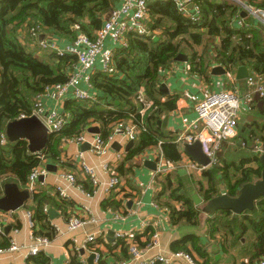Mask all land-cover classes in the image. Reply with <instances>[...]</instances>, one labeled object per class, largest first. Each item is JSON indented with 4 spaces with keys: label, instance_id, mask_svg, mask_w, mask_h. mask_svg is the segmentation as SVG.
<instances>
[{
    "label": "trees",
    "instance_id": "trees-1",
    "mask_svg": "<svg viewBox=\"0 0 264 264\" xmlns=\"http://www.w3.org/2000/svg\"><path fill=\"white\" fill-rule=\"evenodd\" d=\"M242 1L264 9V0ZM195 2L200 7L199 23H193L184 16L173 0L150 2L146 23L149 34L129 33L127 45L115 48L112 70L94 72L92 84L100 93L97 101L70 98L65 102L64 113L68 114L69 121L63 129L49 135L48 144L42 151L46 157L58 159L63 141L77 137L93 124L99 125L101 135L108 140L114 125L132 121L141 129L135 139L136 144L126 154L127 161L161 146L164 158L181 167L183 146L175 142V136L169 137L158 126L160 116L169 110L170 104L169 101L161 102L159 98L163 70L177 56L185 54L189 57L191 72L205 79L210 77L214 62L231 73L240 66H246L252 74L264 77V25L238 26L236 19L242 6L233 0ZM116 5L117 0H0V197L3 194L2 183L16 182L25 187L30 173L42 161L38 153L29 151L26 140L1 144L7 124L20 119L22 114H31L34 97L49 86L67 82L72 67L78 64L76 56L62 57L42 52L37 46L30 49L28 45L33 40L28 33V41L23 42V32L40 25L46 35L70 42L79 33L75 29L78 24L80 31L92 38ZM141 88L153 101L144 115L140 113L143 105L137 100ZM256 140L252 148H255ZM218 156L221 164L204 169L200 176L206 184L202 179L198 180L195 190L187 185L185 177L179 174V168L174 175L169 173L157 179L162 178L159 181L162 190L156 199L168 210L172 224L189 225L197 230L174 244L173 249L195 253L199 264H214L201 236L208 227L210 237H220L221 249L226 253L235 252V258L243 260L240 264H258L264 258V197L256 202L253 210L242 214L232 210L209 214L204 205L223 194L219 185H225V193L235 197L244 184L260 179L262 164L259 155L255 153L254 159L242 160L239 166L225 164L220 152ZM252 162L257 164L256 168L251 166ZM78 184L82 188L87 187L88 193H94L95 187L93 189L90 180L89 183L79 181ZM194 193L202 198V204L195 203ZM33 201L32 208L28 210L32 212L35 223L38 221L42 225L47 222L46 227H41V230H47V236L40 234L37 223L33 233L54 240L58 229L51 226L44 209L47 204L60 208L62 204L45 192L34 193ZM104 206L119 207L120 203L110 198ZM203 213L207 219L202 218ZM121 243L124 258L129 259L125 252L129 242L124 239ZM10 244L11 236L0 234V247L6 248ZM89 248L92 249V245ZM79 253L75 251L70 264H81L76 259ZM29 260L36 264H49V258L43 251Z\"/></svg>",
    "mask_w": 264,
    "mask_h": 264
},
{
    "label": "crops",
    "instance_id": "crops-1",
    "mask_svg": "<svg viewBox=\"0 0 264 264\" xmlns=\"http://www.w3.org/2000/svg\"><path fill=\"white\" fill-rule=\"evenodd\" d=\"M243 10L240 11L239 17L236 19L238 26L264 25L262 21L255 20L249 13L246 17L242 16L241 12ZM157 33L160 32L157 31ZM27 36L28 33L25 30L22 34L23 42L28 41L29 36ZM60 42L66 43L69 41L60 39ZM106 45L112 49L122 46V44H114L111 40H106ZM28 46L30 49H34L33 44ZM215 66L222 65L214 62L208 79L192 73L189 61L179 62L174 60L167 69L163 70L160 86L165 83L166 88L165 92H162L159 87V98L161 102L166 103L169 101L170 104L169 110L160 116L158 126L169 137L170 135L177 137L188 124L196 119L197 104L204 98L208 90L239 89L242 96L249 90L247 78H237L238 69L231 73L222 66L227 73L225 75H215L212 74ZM101 67L102 65L99 61L95 71H102ZM248 70L249 75H252L249 68ZM82 86L85 87V85ZM93 91H97L100 96L98 90L94 89ZM66 101L59 102L47 99L45 102L46 112L52 109L64 112ZM241 107L237 134L235 136L237 140L235 143H238L240 148L238 152L232 151L234 149L232 144L234 140H228L222 144V150L220 151L221 160L225 164H233L235 166H239L242 160L254 159L256 152L252 150L251 145L256 139L255 144H259L264 148V97L254 95L251 106L242 103ZM93 126L100 129L98 124H93ZM116 126L114 125V127ZM168 141L172 142L170 139ZM129 142L130 140L126 135L122 133L114 134L108 153L102 158L96 156L91 151V148L82 150L83 144L64 140L58 159L51 160L46 157V165L52 164L54 168H47L45 176H41L38 179L35 192H30L27 185L22 187L16 182L2 183V196L4 195V186L7 183L17 184L21 190L29 191L30 196L24 206L16 211L7 212L0 210V224L4 227V230L6 226L12 227L9 234L6 235H10L12 239L22 246L20 251L0 255V264L10 262L24 264L27 261L26 256L29 249L34 245L32 242L30 216L27 209L32 208L34 204V193L45 192L54 197L57 203L62 204V208L52 204L46 205L48 211L54 208L58 212V216L54 219L49 216L51 226L58 229L57 237L43 251L49 258V264H70L76 250L80 252L76 259L81 264H100L102 261L103 264H121L124 261H128L131 258L129 248L128 251L125 250L130 257L127 259L124 258V248L121 243L125 238L118 239L116 237L118 232L128 235L133 234L139 247L143 250L149 247L152 254L174 252V244L183 240L187 235L197 232L195 227L189 225H173L168 210L164 206L159 205L160 203L156 199L158 193L162 190L159 182L162 178L154 182L152 176L160 165L157 155L162 151V147L151 148L127 161L126 154L136 144L135 141L134 145L127 151L126 148ZM182 146L184 151V145ZM191 162L193 161L184 151L181 167H178L179 174L185 177L184 180L189 178L188 176L201 175L202 173L193 172L188 166ZM84 164L94 169L96 176L101 182V185L92 194L88 193L87 187L81 188L79 185L71 184L66 178V174L73 173L78 182L85 181L89 183L90 178ZM105 164H107V167L104 166ZM251 166L256 168L257 164L252 162ZM176 170L171 172L172 175L175 174ZM180 170H184V172L180 173ZM114 173H117L120 182L116 189L110 193L107 191L108 182ZM202 180L204 183L206 182V180ZM59 186L65 190L66 196L64 198L60 197L56 192ZM220 190L225 193L226 186L220 185ZM110 198L118 201L120 206H104L106 200ZM75 215L80 216L88 223L74 232H68L67 222ZM36 223L39 226L40 234L47 236V230L45 228H42L43 231L41 230L42 226L46 227L47 222H43L42 225L41 222L37 221ZM93 232L97 233V239L95 243L90 244L87 242V237ZM201 236L202 242L206 246L214 264H240L243 261L235 258V252L226 253V251L221 249V238L210 237L208 227H205ZM89 245H92V249L89 248ZM98 253L102 254L99 261L96 260ZM193 254L196 256L195 253ZM91 256H93L92 259ZM32 264L36 263L32 261Z\"/></svg>",
    "mask_w": 264,
    "mask_h": 264
},
{
    "label": "built area",
    "instance_id": "built-area-1",
    "mask_svg": "<svg viewBox=\"0 0 264 264\" xmlns=\"http://www.w3.org/2000/svg\"><path fill=\"white\" fill-rule=\"evenodd\" d=\"M155 0H117V5L112 10L110 15L105 19L103 26L96 32L94 37H89L87 34L80 31V25L76 24L75 29L79 30L77 37L70 42L61 43L60 38L54 35H46L42 32L40 25H35L26 30L33 40V46H37L42 52L55 53L58 56L72 55L78 59L77 66H73L70 72L69 80L65 83H58L46 88V90L34 97V105L31 114H22L21 118L31 116L39 117L47 128V134H53L60 131L69 121L67 113L52 109L46 112V100L53 99L56 101H65L70 98L95 102L98 100L97 91L92 84V75L97 69V64L100 61L102 71L109 72L112 70L113 56L115 48L112 49L106 45V40H111L114 44H122L126 46L129 33H137L139 35L149 34L147 29L149 4ZM176 2L179 11L186 17L190 18L193 23H199L201 20L200 7L195 0H173ZM242 6L255 20H260L264 23V9L255 8L245 4L241 0H233ZM192 6V7H191ZM239 17V16H238ZM240 23H242L240 21ZM42 36H44L42 38ZM249 90L242 96L239 89H227L221 91L208 90L204 98L197 104V117L194 121L178 134L175 142L181 145L186 143L192 144L199 141L202 145L204 153L211 159V165L221 164L218 156L222 144L225 141L233 139L237 134V126L242 109V103L248 106L253 104L254 95L264 97V77L260 75H249L247 78ZM82 85H85L83 87ZM137 100L143 105L140 113L142 115L152 107L153 101L147 97L143 88L140 89ZM141 127L135 125L132 121L122 122L114 128L113 134L108 140L104 139L101 133L93 134L87 130L74 138L67 139L76 144L89 143L91 151L98 157H104L109 150L110 142L114 134L122 133L129 140H135L139 134ZM6 133L1 136V144L5 145L8 142ZM244 145V144H243ZM254 151L261 155L264 150L261 145L256 144ZM42 162L35 167L28 178V189L30 192L36 191V183L41 176L47 173L46 156L41 152L38 153ZM160 162L158 169L154 172L152 178L156 182L158 177L169 174L178 168V165L168 162L160 152L157 155ZM210 165V166H211ZM107 167V164L104 165ZM189 168L193 172L201 173L207 167L201 166L195 162L189 163ZM85 170L89 175L95 189L101 185L99 178L96 176L94 169L84 164ZM67 180L76 186L78 181L73 173L66 174ZM119 177L114 173L110 177L107 188L108 192H112L119 184ZM81 186V185H79ZM82 188V186H81ZM60 197H65V190L62 187L56 189ZM28 210V209H27ZM48 212V207L44 209ZM30 216V227L32 228L33 246L29 249L26 256L27 261L24 264H32L30 257L37 255L50 246L53 240L46 237L37 236L33 233L36 223L33 219V214L28 210ZM88 222L80 216H72L67 222V231L74 232L85 226ZM0 234H6L4 227L0 224ZM118 239L125 238L129 242V253L131 258L121 264H199V259L192 253L186 251H174L170 253H154L152 254L149 247L145 250L141 249L137 244L134 235L117 233ZM97 233L93 232L88 235L87 242L93 244L96 242ZM22 249L11 237L9 247H0V255L4 253L17 252ZM96 251L95 249H93ZM101 254L96 255V260L99 261ZM7 264H15L13 262ZM264 264V258L258 263Z\"/></svg>",
    "mask_w": 264,
    "mask_h": 264
},
{
    "label": "water",
    "instance_id": "water-1",
    "mask_svg": "<svg viewBox=\"0 0 264 264\" xmlns=\"http://www.w3.org/2000/svg\"><path fill=\"white\" fill-rule=\"evenodd\" d=\"M241 15L246 17L248 12L243 10ZM43 37L44 36H42V38ZM175 60L179 62H188L189 57L185 54H180ZM226 73L227 71L222 66H215L212 70V74L215 75H225ZM248 76V68L246 66H240L238 68L237 78L246 79ZM165 88L166 84L163 83L160 86V90L165 92ZM88 131L93 134L100 133V129L94 126L90 127ZM6 134L11 142L26 140L28 142V149L31 153H39L43 151L48 144L49 138L46 126L42 120L35 115L9 122L6 126ZM133 145L134 141L131 140L126 150L128 151ZM88 148H90L89 143H84L81 147L82 150H86ZM184 151L193 162L204 167H209L211 165V159L204 153L202 145L199 141L192 144H184ZM259 160L262 164L260 179L255 182H248L244 184L240 188L238 195L235 197H232L227 193H223L212 198L204 205L205 211L209 214H213L219 210H232L236 214H242L247 210H253L256 202L264 197V153L259 156ZM47 168L52 169L54 166L49 164ZM182 172H184V170H180V173ZM29 196V191L21 190L15 183H7L4 186V195L0 197V210L7 212L16 211L24 206L25 202L29 199ZM193 199L197 205L203 203V200L198 194H194ZM48 214L51 219L58 216V212L54 208H51L48 211ZM11 229V226H6L5 233L9 234ZM92 258L93 256H91V259Z\"/></svg>",
    "mask_w": 264,
    "mask_h": 264
},
{
    "label": "rangeland",
    "instance_id": "rangeland-1",
    "mask_svg": "<svg viewBox=\"0 0 264 264\" xmlns=\"http://www.w3.org/2000/svg\"><path fill=\"white\" fill-rule=\"evenodd\" d=\"M115 128V127H114ZM234 140V142L232 143L233 144V146H234V149L232 150V151H234V152H238V150H239V144L238 143H235V142H237V140L235 139V138H233V139H231V140H229V141H233ZM131 141V140H130ZM134 142H135V140H133ZM221 150H222V147H221ZM220 150V151H221ZM252 150H254V147L252 148ZM219 151V152H220ZM189 178H187L186 180H185V182L187 183V185H190L191 187H192V189L193 190H195L196 189V187H198V185H197V181L198 180H201L202 179V177L200 176V175H198V174H194V177L193 176H188ZM205 184H206V182H205ZM219 189H220V185H219ZM194 194H198V193H194ZM199 195V194H198ZM202 199V198H201ZM202 218H205L207 215L206 214H202Z\"/></svg>",
    "mask_w": 264,
    "mask_h": 264
}]
</instances>
